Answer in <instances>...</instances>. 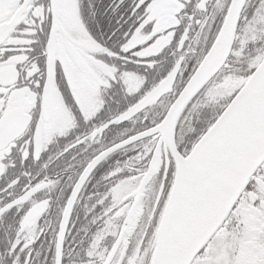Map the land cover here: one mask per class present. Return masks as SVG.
Returning <instances> with one entry per match:
<instances>
[{"label": "snow or ice", "instance_id": "snow-or-ice-1", "mask_svg": "<svg viewBox=\"0 0 264 264\" xmlns=\"http://www.w3.org/2000/svg\"><path fill=\"white\" fill-rule=\"evenodd\" d=\"M0 264H264V0H0Z\"/></svg>", "mask_w": 264, "mask_h": 264}]
</instances>
